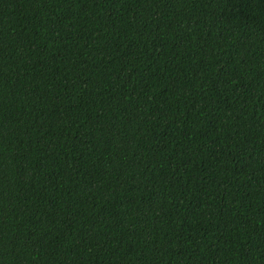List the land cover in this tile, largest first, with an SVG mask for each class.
Masks as SVG:
<instances>
[{
    "label": "trees",
    "instance_id": "16d2710c",
    "mask_svg": "<svg viewBox=\"0 0 264 264\" xmlns=\"http://www.w3.org/2000/svg\"><path fill=\"white\" fill-rule=\"evenodd\" d=\"M0 264H264V0H0Z\"/></svg>",
    "mask_w": 264,
    "mask_h": 264
}]
</instances>
